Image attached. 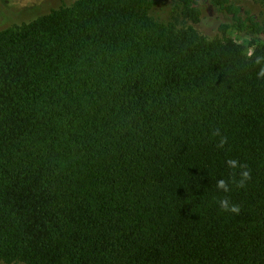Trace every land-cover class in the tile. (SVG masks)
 I'll use <instances>...</instances> for the list:
<instances>
[{
  "label": "trees",
  "instance_id": "obj_1",
  "mask_svg": "<svg viewBox=\"0 0 264 264\" xmlns=\"http://www.w3.org/2000/svg\"><path fill=\"white\" fill-rule=\"evenodd\" d=\"M206 1L256 41L200 33L198 0L183 26L76 0L0 30V263L264 264V24Z\"/></svg>",
  "mask_w": 264,
  "mask_h": 264
},
{
  "label": "rangeland",
  "instance_id": "obj_2",
  "mask_svg": "<svg viewBox=\"0 0 264 264\" xmlns=\"http://www.w3.org/2000/svg\"><path fill=\"white\" fill-rule=\"evenodd\" d=\"M76 0H0V30L15 24L30 22L39 16L49 13L53 9L62 6H71ZM152 8L150 15L157 21L168 23L173 22L178 26L189 25L177 15L176 3L174 0H151ZM240 7L244 16H253L261 24H264V6L254 0H231ZM200 11V22L194 27L202 34L209 37L222 35L244 44L247 41L255 40L250 33H240L234 28L225 29L222 23L228 22L229 17L218 8L211 6L206 0H198L197 5ZM264 39H261V41ZM255 46H247V53L253 56ZM3 264V263H0Z\"/></svg>",
  "mask_w": 264,
  "mask_h": 264
},
{
  "label": "clouds",
  "instance_id": "obj_3",
  "mask_svg": "<svg viewBox=\"0 0 264 264\" xmlns=\"http://www.w3.org/2000/svg\"><path fill=\"white\" fill-rule=\"evenodd\" d=\"M260 76H264V69L261 70ZM215 135H219V131L217 130L215 133ZM226 143V138L224 137H221V140L219 142V144L217 145L218 147H223L224 144ZM227 164L232 167V168H236L237 165H238V162L234 159H230L227 161ZM240 167H243V165H241ZM250 179V174L248 171H242L241 173V179L240 181L237 182V186L238 187H243L244 186V183L246 180ZM217 188L219 190H223L224 192H228L229 191V186H228V182H226L225 180L223 179H220L217 181ZM219 206L222 210H225V211H231L233 213H239L240 211V208L239 206H236V205H231L229 203V200L227 198H224V199H221L219 201Z\"/></svg>",
  "mask_w": 264,
  "mask_h": 264
}]
</instances>
